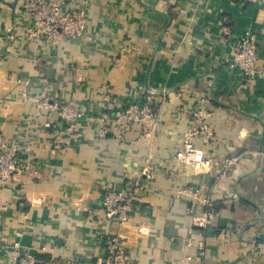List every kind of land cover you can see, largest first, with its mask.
Here are the masks:
<instances>
[{"label":"crops","instance_id":"crops-1","mask_svg":"<svg viewBox=\"0 0 264 264\" xmlns=\"http://www.w3.org/2000/svg\"><path fill=\"white\" fill-rule=\"evenodd\" d=\"M86 1L85 33L49 43L26 36L20 0H0V135L19 141L23 166L0 187L5 241L40 264H108L121 252L131 264H264V0ZM249 30L263 71L247 79L231 62ZM144 97L154 135L136 124L125 140L102 139L87 120L53 151L65 130L55 104L111 116ZM203 101L215 137L194 142L214 165L196 173L175 155ZM190 185L212 199L217 222L205 230ZM112 190L133 194L126 222L106 215Z\"/></svg>","mask_w":264,"mask_h":264},{"label":"built area","instance_id":"built-area-1","mask_svg":"<svg viewBox=\"0 0 264 264\" xmlns=\"http://www.w3.org/2000/svg\"><path fill=\"white\" fill-rule=\"evenodd\" d=\"M20 10L25 16L26 36L29 38L44 37L47 42H57L61 33L73 37L82 36L87 29V5L84 0L80 5L69 3V0H20ZM262 57L259 53L257 35L252 30L244 33L239 42V48L231 66L238 68L245 78H255L263 71ZM144 97V100L126 102L121 108L114 111L110 116L102 114H90L87 109L75 108L71 105L55 104L58 116L65 124V130L57 134L54 139V152H64L67 148L71 132L87 120H97L99 138L113 136L125 140L132 128L141 125L146 135L157 133L159 118L153 110L152 101ZM40 107H50L49 99L41 101L34 98ZM193 112L192 125L186 134L183 147L175 155V159L185 168H190L196 173L207 172L213 169V161L201 154L195 145V138L200 137L205 143L211 142L215 137L214 128L209 120L211 112L204 106ZM28 140L29 137H26ZM21 145L19 141L9 143L0 135V187L10 184L15 174L22 169L20 161ZM236 158H228L226 164L233 165ZM183 193L198 200L202 206L195 211L190 210L193 225L205 230L217 222V214L213 208L211 197H207L194 185L188 186ZM133 194L125 191H108L104 195L105 212L108 218L123 223L129 220L128 210L133 206ZM143 231V230H142ZM203 249V245H201ZM0 252L7 253L10 264H40L37 255L22 250L18 242L12 244L5 241L3 231L0 230ZM108 264H131L127 257L121 255L110 256Z\"/></svg>","mask_w":264,"mask_h":264}]
</instances>
